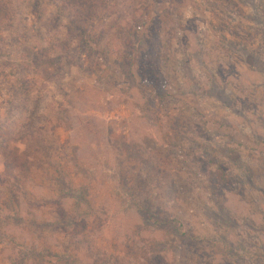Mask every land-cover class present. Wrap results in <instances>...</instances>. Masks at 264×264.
<instances>
[{
	"label": "rangeland",
	"instance_id": "374dc122",
	"mask_svg": "<svg viewBox=\"0 0 264 264\" xmlns=\"http://www.w3.org/2000/svg\"><path fill=\"white\" fill-rule=\"evenodd\" d=\"M94 4L0 0V264H264V0Z\"/></svg>",
	"mask_w": 264,
	"mask_h": 264
},
{
	"label": "trees",
	"instance_id": "16d2710c",
	"mask_svg": "<svg viewBox=\"0 0 264 264\" xmlns=\"http://www.w3.org/2000/svg\"><path fill=\"white\" fill-rule=\"evenodd\" d=\"M69 1H72V2H77V0H69ZM94 2H96V4H94V6L95 5H97L99 2H101L102 0H93ZM104 1V0H103ZM110 1V0H109ZM229 1H231V0H229ZM107 2V6L110 4V2H108V1H106ZM85 5V4H84ZM256 15H259V14H262V11L260 10V7L259 8H256ZM132 31V32H131ZM131 33H133V28L132 27H130V29H129V32H128V36H132V34ZM134 34V33H133ZM135 38V36L133 37V39ZM225 41H227V39L225 40ZM243 51H245L244 49H243ZM245 56L248 58V57H250L249 55H246L245 54ZM254 64V63H253ZM252 64V65H253ZM198 65H200L201 67H205L203 64H202V62H200L199 60H198ZM184 66H186L187 68L189 67V65H184ZM254 66V65H253ZM164 70V69H163ZM165 71V70H164ZM165 73H167L166 71H165ZM206 73L210 76V78H212L213 76H214V72L211 70V69H209V70H207L206 71ZM211 82L212 83H214V82H216V80L215 79H212L211 80ZM213 88H215V93H216V95H218L219 96V99H226V98H229V96H224V93H225V91L224 90H218L217 88H216V86H214ZM160 95L161 96H163V97H169L170 96V94L168 93V92H162V93H160ZM197 113V112H196ZM195 114V113H194ZM194 114H192V115H194ZM172 119L174 120L175 119V117H172ZM196 123H199V121H197V120H194ZM194 121L193 122H190V123H188L189 124V127H192V128H194ZM180 143V142H179ZM195 161V159H193L192 160V162H194ZM214 175V173L212 172V171H210V173H209V180H211L212 179V176ZM229 175L230 174H227V172H225V171H222L221 172V176H220V178L221 179H223V180H225V181H228L229 179H230V177H229ZM216 186H218V185H216ZM214 192H215V190H214ZM177 220V218H175L174 216H171L170 218H169V220H168V222H175ZM186 234V232L185 231H182V233H180V235H183V234ZM51 254V251H47V256L48 255H50ZM52 255V254H51ZM70 263V262H69Z\"/></svg>",
	"mask_w": 264,
	"mask_h": 264
}]
</instances>
